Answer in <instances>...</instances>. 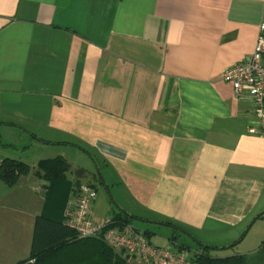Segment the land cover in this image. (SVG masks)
<instances>
[{"label": "crops", "instance_id": "0c3cea01", "mask_svg": "<svg viewBox=\"0 0 264 264\" xmlns=\"http://www.w3.org/2000/svg\"><path fill=\"white\" fill-rule=\"evenodd\" d=\"M262 21L264 0H0V161L30 166L11 187L25 216L0 225V264L28 257L36 215L61 218L35 170L50 157L33 148L97 161L54 155L72 173L60 204L76 185L105 189L109 200L90 205L96 220L127 217L191 257L199 243L258 244L264 137L221 74L251 54Z\"/></svg>", "mask_w": 264, "mask_h": 264}, {"label": "built area", "instance_id": "2783aa9c", "mask_svg": "<svg viewBox=\"0 0 264 264\" xmlns=\"http://www.w3.org/2000/svg\"><path fill=\"white\" fill-rule=\"evenodd\" d=\"M221 79L230 84L234 95L251 101L257 129H250L264 137V21L259 25L253 51L240 63L226 67ZM96 190L81 184L72 191L63 211L64 224L77 238H97L131 264H190L186 248L151 243L144 232L132 224H113L110 218L94 219L90 205Z\"/></svg>", "mask_w": 264, "mask_h": 264}, {"label": "trees", "instance_id": "16d2710c", "mask_svg": "<svg viewBox=\"0 0 264 264\" xmlns=\"http://www.w3.org/2000/svg\"><path fill=\"white\" fill-rule=\"evenodd\" d=\"M36 167L37 174L49 183L44 206H48L52 213L56 209L61 210V218L55 220L43 214L36 215L33 221L29 255L15 264H130L100 239L77 238L75 232L64 224L63 211L66 203L58 202L57 186L65 181V174L69 169L68 162L58 156L40 160ZM29 171L30 166L23 161L8 157L0 161V181L9 187L14 186L18 178ZM77 186L79 185L75 187ZM111 220L113 224H130L127 217L117 216ZM144 234L147 236L146 232ZM178 247L186 248L181 244ZM212 249H214L213 246L199 243L196 253L193 254L194 263L264 264V239L258 250L250 254L216 257L210 254Z\"/></svg>", "mask_w": 264, "mask_h": 264}, {"label": "rangeland", "instance_id": "374dc122", "mask_svg": "<svg viewBox=\"0 0 264 264\" xmlns=\"http://www.w3.org/2000/svg\"><path fill=\"white\" fill-rule=\"evenodd\" d=\"M71 150L72 151L64 150V149H61L60 147L59 148L49 147V150L44 149L43 151H39L36 148H33L31 150L30 157L31 158L32 157H50L51 158V157H55L54 155H56V153H61L71 163L83 164L84 166L91 167V170H95L96 168L99 167V164L97 163V161L93 162L92 160L89 159V157L80 153L76 149L71 148ZM35 170L37 171V167L35 168ZM67 176L71 178L72 173L68 171ZM96 187H97V190L95 189L96 196L99 198L101 194L105 199L109 200V196L105 192V189L103 188V186L96 183ZM21 191L22 190L17 187H14V189H12L11 187L5 185L4 183L0 181V225L3 224V226L9 227L11 226L10 222L16 221L17 219L21 218V215H20L21 213L18 212V209L20 208L24 209V198L19 199V197L21 196ZM13 198H17V200H13ZM100 210H102V205H101ZM23 216L25 215H22V218H21L22 220H24ZM257 224H259L258 226H262L261 227L262 229L259 231L260 236L258 238L259 239L258 244H254V243H257V241L255 240L254 242V239H251V235H248L242 242L238 244L236 243L230 248L219 249V248L214 247V249L210 251V254L216 257H225V256L232 255V254H250V253L257 251L260 245V241L264 239V218L259 219ZM152 240L154 241V239ZM190 244H193V243H190ZM190 246H191L190 248H193L192 245ZM123 257L125 258V256ZM188 258H189L190 264H195L193 256L191 257L189 255ZM125 260L127 261L126 258ZM127 262L130 263L129 261Z\"/></svg>", "mask_w": 264, "mask_h": 264}]
</instances>
